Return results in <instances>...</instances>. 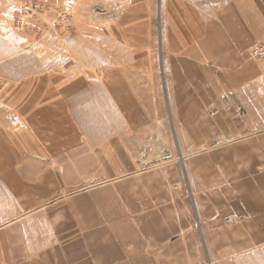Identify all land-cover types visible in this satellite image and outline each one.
<instances>
[{"label": "crops", "instance_id": "0c3cea01", "mask_svg": "<svg viewBox=\"0 0 264 264\" xmlns=\"http://www.w3.org/2000/svg\"><path fill=\"white\" fill-rule=\"evenodd\" d=\"M182 23L164 74L119 57L101 88H26L0 123V264H264V0Z\"/></svg>", "mask_w": 264, "mask_h": 264}, {"label": "rangeland", "instance_id": "374dc122", "mask_svg": "<svg viewBox=\"0 0 264 264\" xmlns=\"http://www.w3.org/2000/svg\"><path fill=\"white\" fill-rule=\"evenodd\" d=\"M200 1L0 0V123H22L26 88H101L119 57L153 55L164 74L168 21L182 30L185 10ZM19 20L27 28L17 29ZM74 113L82 123L102 120L94 109Z\"/></svg>", "mask_w": 264, "mask_h": 264}, {"label": "built area", "instance_id": "2783aa9c", "mask_svg": "<svg viewBox=\"0 0 264 264\" xmlns=\"http://www.w3.org/2000/svg\"><path fill=\"white\" fill-rule=\"evenodd\" d=\"M27 28V24L25 23V20H19L17 21V29H24ZM250 54L252 56V58H254L257 62H259L263 68H264V41L260 44H258L257 46H255L254 48L251 49ZM217 114L216 110H213L211 112V115H215ZM236 114L237 115H243L242 111L240 109H236ZM226 142V140L223 137H220L217 141L216 144L217 145H221L224 144Z\"/></svg>", "mask_w": 264, "mask_h": 264}]
</instances>
